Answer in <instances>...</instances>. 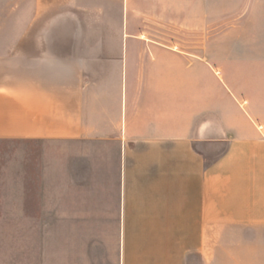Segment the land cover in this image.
I'll return each instance as SVG.
<instances>
[{"label": "crops", "instance_id": "crops-1", "mask_svg": "<svg viewBox=\"0 0 264 264\" xmlns=\"http://www.w3.org/2000/svg\"><path fill=\"white\" fill-rule=\"evenodd\" d=\"M173 1L0 0V139L102 150L103 164L114 165L119 208L114 264H264V0L261 56L247 61L262 70L260 95L244 100L253 104L244 113L233 80L219 74L217 88L190 77L195 59L206 62L202 46L185 51L127 32V6L134 19L149 5L167 21ZM175 1L189 30H205L207 12L192 21L189 11L207 0ZM212 2L220 14L226 0ZM79 12L117 21L97 33L118 43L63 41L72 34L59 26ZM16 19L14 31L7 25ZM11 241L0 238V264L68 260L61 238L52 257L43 232Z\"/></svg>", "mask_w": 264, "mask_h": 264}, {"label": "rangeland", "instance_id": "rangeland-1", "mask_svg": "<svg viewBox=\"0 0 264 264\" xmlns=\"http://www.w3.org/2000/svg\"><path fill=\"white\" fill-rule=\"evenodd\" d=\"M258 1L226 0L217 15L212 13L215 7L212 0H207L206 4L195 1L189 11L192 21L198 15L201 18L204 10L207 12L205 30L195 33L184 24L187 11H182V5L175 0L171 4L174 20L152 17L149 5L145 6L147 13L142 15L143 19H134L135 6L129 5V17L127 15L124 24L127 23V32L144 31L148 43L173 45L185 51L202 46L205 52L198 54L204 56L206 62L195 59L189 69L190 77H203L210 87L216 84L217 88L219 74L230 78L236 88L228 84L238 100L236 112L244 113L253 105L252 101L248 104L244 100H251L252 94L260 95L262 70L249 68L247 64L261 56L263 20ZM78 14L81 19L62 21L59 26L63 34H72L69 38L63 36V41L118 43L116 37L97 33L102 32L103 27L114 30L117 21H92L85 19L83 13ZM20 26L18 19L7 25L14 31ZM91 33L95 35L85 36ZM130 42L127 39L124 43ZM193 55L197 53L190 52L191 58ZM183 58L184 63L194 60ZM231 108L234 111L233 105ZM86 146L85 142H80L57 148L52 142L0 139V238H9L10 242L25 237L34 239L43 232L50 257L55 249V238H61L62 244L57 241L58 248L66 249V264H104L107 261L114 264L119 218L114 165L103 164L100 148ZM107 179L109 186L105 185Z\"/></svg>", "mask_w": 264, "mask_h": 264}]
</instances>
